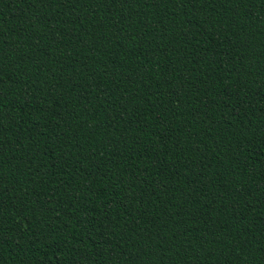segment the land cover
Returning a JSON list of instances; mask_svg holds the SVG:
<instances>
[{
    "label": "trees",
    "instance_id": "1",
    "mask_svg": "<svg viewBox=\"0 0 264 264\" xmlns=\"http://www.w3.org/2000/svg\"><path fill=\"white\" fill-rule=\"evenodd\" d=\"M0 264H264V0H0Z\"/></svg>",
    "mask_w": 264,
    "mask_h": 264
}]
</instances>
